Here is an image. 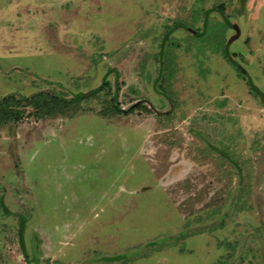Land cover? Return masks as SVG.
I'll return each instance as SVG.
<instances>
[{"label":"rangeland","instance_id":"obj_1","mask_svg":"<svg viewBox=\"0 0 264 264\" xmlns=\"http://www.w3.org/2000/svg\"><path fill=\"white\" fill-rule=\"evenodd\" d=\"M250 80L264 0H0V264H264Z\"/></svg>","mask_w":264,"mask_h":264},{"label":"trees","instance_id":"obj_2","mask_svg":"<svg viewBox=\"0 0 264 264\" xmlns=\"http://www.w3.org/2000/svg\"><path fill=\"white\" fill-rule=\"evenodd\" d=\"M177 27H171L169 28L168 32H167V35H170L172 34L175 29ZM198 34V32H197ZM225 52V56H226V59L229 61V63L235 67V68H239L238 66V63L233 60L224 50ZM112 70H110L111 72ZM249 85H250V91L251 93L254 95V96H261V97H264V93L257 87L253 84V82L250 80L249 81ZM22 100H25V98H22ZM20 99V100H21ZM20 100H18L15 96H10L8 97L6 100L3 101V104L0 105V125L6 123V121H8L9 119H12V118H17L19 115H20V111L16 110L13 108V106H18L20 104ZM32 103H34V105L36 107H38V105H36L37 101H29V104L31 105ZM47 104V103H45ZM44 109L45 110H48V108H46L44 106ZM122 110L119 109L118 110V113L121 114ZM1 207H2V211L4 212V214L6 216H10L12 215L13 213L8 209V207L6 206V204L4 203V199L1 198ZM26 223H27V220L25 218V216H22L20 215L19 216V238H20V243H21V248L23 250V253L25 254V256L27 255V249H26V244H25V230H26ZM183 237V234H181L178 239L180 240L181 238ZM158 243V242H157ZM154 245H157L155 244V242H152L150 244V246H154ZM161 246H162V243H159V247L158 250H161ZM130 257L128 254H119V255H115V256H110V257H105L103 260L104 261H107V262H127L130 260Z\"/></svg>","mask_w":264,"mask_h":264},{"label":"flooded vegetation","instance_id":"obj_3","mask_svg":"<svg viewBox=\"0 0 264 264\" xmlns=\"http://www.w3.org/2000/svg\"><path fill=\"white\" fill-rule=\"evenodd\" d=\"M234 27H235V25H233V28H234ZM234 30H235V28H234ZM236 36H237V30H236ZM236 36H234V37H236ZM232 38H233V37H232ZM232 38H230L229 41H227V43H226V45H225V46H226V47H225V48H226V49H225L226 52H228V50H227V46H229L228 44L232 42ZM227 54L229 55V53H227ZM237 63H238V62H237ZM242 71H243V69H242Z\"/></svg>","mask_w":264,"mask_h":264},{"label":"water","instance_id":"obj_4","mask_svg":"<svg viewBox=\"0 0 264 264\" xmlns=\"http://www.w3.org/2000/svg\"><path fill=\"white\" fill-rule=\"evenodd\" d=\"M234 28H235V30H237V36H238L239 35V32H240L239 29L237 28V26H235Z\"/></svg>","mask_w":264,"mask_h":264}]
</instances>
